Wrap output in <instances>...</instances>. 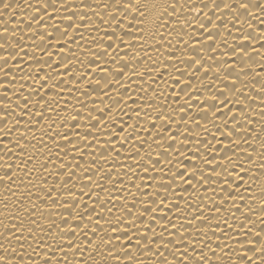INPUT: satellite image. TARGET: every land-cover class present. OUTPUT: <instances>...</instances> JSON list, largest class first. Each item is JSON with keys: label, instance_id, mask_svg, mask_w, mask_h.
Returning a JSON list of instances; mask_svg holds the SVG:
<instances>
[{"label": "snow or ice", "instance_id": "snow-or-ice-1", "mask_svg": "<svg viewBox=\"0 0 264 264\" xmlns=\"http://www.w3.org/2000/svg\"><path fill=\"white\" fill-rule=\"evenodd\" d=\"M0 264H264V0H0Z\"/></svg>", "mask_w": 264, "mask_h": 264}, {"label": "bare ground", "instance_id": "bare-ground-1", "mask_svg": "<svg viewBox=\"0 0 264 264\" xmlns=\"http://www.w3.org/2000/svg\"><path fill=\"white\" fill-rule=\"evenodd\" d=\"M9 16H11V11L9 12ZM9 16H5L4 19L5 20H8L9 19Z\"/></svg>", "mask_w": 264, "mask_h": 264}]
</instances>
